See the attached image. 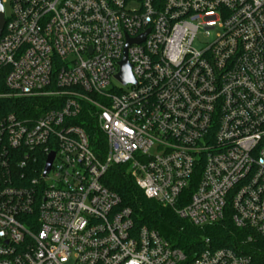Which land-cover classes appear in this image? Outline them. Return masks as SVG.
I'll list each match as a JSON object with an SVG mask.
<instances>
[{
	"label": "built area",
	"instance_id": "built-area-1",
	"mask_svg": "<svg viewBox=\"0 0 264 264\" xmlns=\"http://www.w3.org/2000/svg\"><path fill=\"white\" fill-rule=\"evenodd\" d=\"M0 2V99L48 101L37 118L0 107V264H251L208 240L188 258L101 179L126 165L191 226L229 219L264 243V0ZM124 56L134 84L115 79ZM86 114L103 158L75 124Z\"/></svg>",
	"mask_w": 264,
	"mask_h": 264
},
{
	"label": "trees",
	"instance_id": "trees-1",
	"mask_svg": "<svg viewBox=\"0 0 264 264\" xmlns=\"http://www.w3.org/2000/svg\"><path fill=\"white\" fill-rule=\"evenodd\" d=\"M5 71L0 70V95L7 93L4 85ZM48 101L36 99H0V107L8 113L20 118H37L47 110ZM82 127L89 139L93 152L103 158L107 152L106 139L99 131L95 121L87 114L75 121ZM43 159L32 168L39 170ZM101 184L120 200V208L131 212L136 228L145 227L157 232L174 248L182 251L192 259L201 248L204 240H208L214 249H231L238 251L251 259V264H264V243L259 240L246 241V234L233 227L229 219L222 223L197 229L188 222L177 217L174 211L158 202L147 199L136 186L126 165L112 166L101 179Z\"/></svg>",
	"mask_w": 264,
	"mask_h": 264
},
{
	"label": "water",
	"instance_id": "water-1",
	"mask_svg": "<svg viewBox=\"0 0 264 264\" xmlns=\"http://www.w3.org/2000/svg\"><path fill=\"white\" fill-rule=\"evenodd\" d=\"M4 11H3V6L0 2V35L4 27ZM144 39V36L134 40V41H129L126 46L132 44V43H139ZM120 71L119 73L115 76V79L120 82L122 85H127V84H134V80L131 76L130 73V66L128 65L126 61V57L124 56L122 61L119 63ZM53 155H50L45 163V168H44V175L50 168V164L52 162Z\"/></svg>",
	"mask_w": 264,
	"mask_h": 264
},
{
	"label": "rangeland",
	"instance_id": "rangeland-1",
	"mask_svg": "<svg viewBox=\"0 0 264 264\" xmlns=\"http://www.w3.org/2000/svg\"><path fill=\"white\" fill-rule=\"evenodd\" d=\"M3 11H4V14L5 15H8L9 14V7L7 4H4L3 5ZM209 37H206L204 34L200 33L198 34L197 36V39L196 41L194 42V47L195 48H198L200 46L201 43H205V42H208L209 41ZM115 87H119L117 86V84H114Z\"/></svg>",
	"mask_w": 264,
	"mask_h": 264
}]
</instances>
